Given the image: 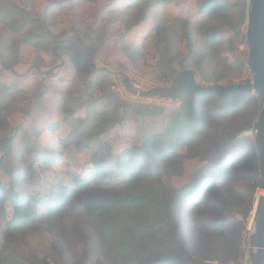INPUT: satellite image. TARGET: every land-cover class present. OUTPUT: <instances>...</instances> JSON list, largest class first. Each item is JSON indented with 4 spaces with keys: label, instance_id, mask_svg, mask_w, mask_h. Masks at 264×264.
<instances>
[{
    "label": "rangeland",
    "instance_id": "obj_1",
    "mask_svg": "<svg viewBox=\"0 0 264 264\" xmlns=\"http://www.w3.org/2000/svg\"><path fill=\"white\" fill-rule=\"evenodd\" d=\"M202 1L178 0L166 6H156L153 0H149L140 1L131 7L127 5L129 0H0V4H14L28 12H17L5 20L0 18V97L7 99L3 115H0V157L4 139L13 133L17 135L16 152L12 160L5 159L0 163V183H8L10 172L18 173L26 167L18 159L23 149L39 147L41 144L44 147L43 160L35 164L40 172L36 171L32 178L31 175L24 180L28 189L48 192L53 183L66 181L64 175L68 169L86 173L92 165L91 150L96 148L98 142L92 141L90 149L84 148L82 151L77 145L67 147L63 142L81 119L87 122L96 119L101 124L96 130L113 147V153L107 161L111 164L117 161V155L122 151L131 147L137 149L147 137L162 131L178 112L185 111V116L190 114L194 95L187 91L184 100L182 97H173V94H177L179 77L175 70L180 68L177 62L173 70L167 59L161 61L162 50L156 46V42L162 41L164 55L171 50L168 46L170 38L165 36L167 30L160 26L162 13L171 18L189 20L188 29L195 48L202 44L200 32L204 29L217 27L221 30V42L212 47L214 56L209 62L197 64L192 59L187 61L190 70L196 69L200 83L209 85L201 74L211 75L215 72L230 74L232 82L251 79L253 73L247 65L245 35L247 9H232L238 22L245 17L241 34L238 31L233 34L228 24L210 19L199 11ZM229 1L233 3L239 0ZM119 13L123 16L117 17ZM31 16L46 22L51 33L59 38L67 37L76 29L86 33V26L90 22L96 27L105 26V34H94L90 38L98 48L95 66L77 71L64 56H51L49 42L44 45L48 47L25 43L31 27L24 24L27 17ZM172 49L177 61H180L188 53L189 42L179 39ZM7 57L9 66L5 64ZM196 61L200 60L196 58ZM215 63H218L217 68ZM129 73L155 83L151 93L164 98L163 106H159L162 111L151 113L149 107L158 105L126 102L114 91L113 76L125 78ZM262 101L260 98L261 106ZM222 104L228 114L223 121V128L228 132L237 133L244 125L253 122L261 110L255 112L250 98L245 95L236 94ZM211 112L212 108L207 110L209 118L213 115ZM185 127L191 128L190 123H186ZM241 135H250L255 139L253 132H243ZM190 148L189 145L176 148L179 156L188 150L191 156L196 153L199 155L193 160H184L188 173L186 176L211 159L216 152L215 143L210 139L204 147L190 142ZM58 151H63L64 155L61 156ZM225 153L234 156L239 154V150L232 145L225 149ZM45 159H55V162ZM185 177L164 173L160 179L167 188H172L181 185ZM139 185V182H127L117 186L116 190L136 192L142 188ZM238 187L244 195L239 196L236 204L226 213L224 226L214 224L210 216L206 217L205 222L208 224L185 222L187 240L195 255L204 263L210 260L219 264H232L249 246V234L253 230L249 228L253 198L257 200L260 189L250 182L239 183ZM102 223L88 221L86 215L79 211L67 212L64 218L59 217L52 222L40 221L36 228L25 231L23 236L4 250L6 259L8 256L12 259L13 253L16 259H20L6 264H44L45 260L61 264H112L109 248L119 239L115 236L106 238ZM18 255L20 258L16 257Z\"/></svg>",
    "mask_w": 264,
    "mask_h": 264
},
{
    "label": "trees",
    "instance_id": "obj_2",
    "mask_svg": "<svg viewBox=\"0 0 264 264\" xmlns=\"http://www.w3.org/2000/svg\"><path fill=\"white\" fill-rule=\"evenodd\" d=\"M140 1L149 0H129L127 5L132 7ZM174 1L178 0H153V4L166 6ZM234 7L246 11L247 1L239 0L232 3L229 0H203L199 11L210 19L228 24L233 34L237 31L241 34L245 17L238 22L232 12ZM17 12L28 13L26 9L14 4H0L1 19L5 20ZM121 16H123L121 13L117 15ZM160 21V26L167 30L165 36L170 38L168 46L171 50L164 55L165 47L162 41L156 42V46L162 50L161 61L167 59L173 70L175 62L180 68L175 71L181 73L189 69L187 67L189 59L201 64L213 58L212 47L221 42L219 28L209 27L200 32L202 44L195 48V42L188 29L189 20L171 18L162 13ZM26 24H29L31 29L25 43L39 47L49 42L51 56L55 58L64 56L77 71L82 72L95 66L98 48L90 38L94 34H105V26L96 27L90 22L86 26V33L76 29L67 37L59 38L51 33L46 22H41L38 18L27 17L24 25ZM179 39H187L189 50L183 59L177 61V55L172 51V47ZM196 58L200 61H196ZM7 61L8 57L5 64L9 66ZM217 67L218 63H215V68ZM191 70L197 77L196 69ZM201 77L210 85L232 83V76L224 72L201 74ZM224 80L229 81L223 82ZM187 91L194 95L188 116H185V111L178 112L162 131L147 137L143 145L137 149L131 147L122 151L117 155V161L111 164L107 161L110 160L113 147L96 130L101 124L96 119L93 122L81 119L63 142L67 147L77 145L82 151L84 148L90 149L92 141H97L98 145L91 150L92 165L84 174L77 169H68L64 175L66 181L53 183L48 192L40 190L34 192L24 184L27 176L32 175L30 177L32 178L36 171L40 172L35 164L43 160V145L23 149L18 159L26 164V167L18 173L10 172L8 183H0V264L20 260L14 257V253L12 259L10 256L6 259L4 250L23 236L25 231L36 228L40 221L52 222L59 217L64 218L67 212L71 211L82 212L88 221H102L101 228L105 232V237L115 236L119 239L118 243L109 248L108 255L112 264H204V261L195 255L187 240L185 222L206 223V217L210 216L214 224L224 226L228 215L226 213L236 204L238 197L244 195L238 184L250 182L258 187L260 154L256 140L250 135H241L245 125H242L237 133L228 132L223 128V121L228 114L222 99L213 93H195L191 87H186L182 100L185 99ZM238 95L249 97L255 112L262 107L260 103V98L263 100L262 95L251 93ZM6 100V97H0V115H3ZM160 108L150 106L149 110L151 113L160 112L162 111ZM210 108L213 114L211 118L206 115ZM186 123H190L191 128H186ZM16 136V133H13L4 139L0 163L5 159L12 160L16 152ZM209 139L216 146L214 156L186 176L188 173L184 160H193L192 158L199 156L198 153L195 156L189 154L192 148L190 142L204 147ZM179 145H189L188 152L179 156L176 150ZM232 145L239 150L238 155L225 153V149ZM58 153L64 155L63 151ZM45 160L55 162V159ZM164 173L173 177L186 176L185 181L178 187L167 188L160 179ZM127 182H139V187L142 188L136 192L116 190L117 186ZM249 197L251 198L252 194ZM255 200L256 197L253 198V205ZM44 264L61 263H50L45 260Z\"/></svg>",
    "mask_w": 264,
    "mask_h": 264
},
{
    "label": "water",
    "instance_id": "obj_3",
    "mask_svg": "<svg viewBox=\"0 0 264 264\" xmlns=\"http://www.w3.org/2000/svg\"><path fill=\"white\" fill-rule=\"evenodd\" d=\"M246 43L248 47L247 65L253 77L244 82L205 85L197 80L196 74L190 70L179 73L177 94L180 98L186 87L195 93H213L223 101L236 94H260L263 103L257 118L245 125L243 132H253L260 154V175L258 189H264V0H247ZM253 218V230L249 234V258L251 264H264V194L257 198Z\"/></svg>",
    "mask_w": 264,
    "mask_h": 264
},
{
    "label": "built area",
    "instance_id": "obj_4",
    "mask_svg": "<svg viewBox=\"0 0 264 264\" xmlns=\"http://www.w3.org/2000/svg\"><path fill=\"white\" fill-rule=\"evenodd\" d=\"M128 77L114 75L112 85L114 91L126 102H136L144 105L163 106V97L151 93L155 83L134 73ZM249 246L240 253L239 258L232 264H251L248 254ZM204 264H219L216 261L206 260Z\"/></svg>",
    "mask_w": 264,
    "mask_h": 264
},
{
    "label": "bare ground",
    "instance_id": "obj_5",
    "mask_svg": "<svg viewBox=\"0 0 264 264\" xmlns=\"http://www.w3.org/2000/svg\"><path fill=\"white\" fill-rule=\"evenodd\" d=\"M261 194H264V189H260V195ZM257 198H258V196H257ZM256 204H257V201H255V203H254L252 216H251L250 222H249V228H251V229L253 228V218H254V214H255Z\"/></svg>",
    "mask_w": 264,
    "mask_h": 264
}]
</instances>
